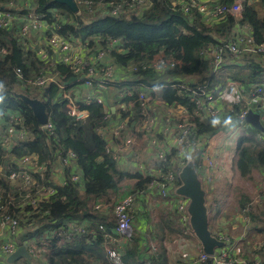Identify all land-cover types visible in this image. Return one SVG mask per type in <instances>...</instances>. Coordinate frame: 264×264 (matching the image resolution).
Masks as SVG:
<instances>
[{
	"label": "trees",
	"instance_id": "trees-1",
	"mask_svg": "<svg viewBox=\"0 0 264 264\" xmlns=\"http://www.w3.org/2000/svg\"><path fill=\"white\" fill-rule=\"evenodd\" d=\"M5 1L7 4L11 0ZM91 1L95 7L99 1L124 0ZM236 1L220 0L227 6H232ZM147 2L150 6L140 17L134 14L105 15L91 11L80 4H77L79 12L74 13L68 6L56 0H36L35 11L45 16L49 24L58 25L59 33L89 41L93 47H96L99 38L103 47L107 46L110 38L122 39V50L125 52H112L113 63L119 68L128 67L131 63L138 64L137 72L131 77L133 80L150 89H154L157 84L162 85V90L153 92V96H159L167 105L178 103L187 107L192 122L196 124L193 135L202 137L205 147L203 149L198 147L193 155H185L184 159L186 163L193 160L197 171L200 172L199 166L204 163L202 152L207 148V139L223 130L225 126L223 123L213 126L212 119L200 120L195 117L190 96L181 90L182 83L188 79L189 87L209 84V89H217L218 86L219 89H223L228 82L235 81L246 87L247 99L251 98L252 85L262 88V93L259 94L262 96L264 95V56H244L239 62L234 61L237 65L225 64L219 74L213 75L210 60L202 52L211 45L231 38L237 24L235 17L228 15L218 22L207 23L196 10L185 12L181 0H147ZM17 11L13 9L12 14H16ZM63 17L66 20L62 24L59 20ZM238 23L249 25L255 41L263 43L264 0H244L242 18ZM17 33L19 34V30L15 25L8 29L0 28V82H3L5 88L3 92L5 99L0 103V109L3 112L8 110L20 112L24 126L20 125L18 129L21 127L25 129L27 140L18 142L8 149L0 146V164L3 166V169L0 167L2 169L0 222L7 216L18 220L19 228L21 227L23 231L21 236L15 237V242L19 246L45 241L42 258L47 264H140L146 260L156 264L160 258H155L153 254H149L146 260L144 259V253L135 235L131 242L123 246L119 258H106L104 252L106 239L100 227L103 226L106 231L113 233L116 218L97 208L98 205L113 207L128 196L134 198L136 195L144 194L151 188L153 178L123 171L114 153L107 152L108 143L98 133L100 127L108 124L102 104L91 102L82 105L83 109L89 112L85 122H75L67 114L59 84L64 85L72 78H76L74 72L70 67L53 60L52 56L48 64L42 61L37 50H33L32 43L29 41L31 44L26 48L27 42L24 44ZM170 57H173L177 63L174 68L166 69L164 72L153 68L155 64L161 65L163 61H169ZM143 63L152 67L144 70L141 66ZM44 69H51L57 73L58 83L35 88L32 93L22 90L21 85L38 76ZM18 70L23 76L22 80L17 76ZM191 77H195V81H192ZM77 83L79 84L72 82L66 89ZM110 86L122 89L126 85L124 82L116 81ZM20 93L39 98L44 102L49 121L56 131L54 138L43 130L30 106L17 96ZM245 106L244 100L233 104V111L241 123L243 122L240 120V112ZM134 111L135 121H140V106L135 105ZM259 134L262 135V139L249 131L237 144L235 169L241 180H252L255 172L264 176V134L261 132ZM58 150L66 152L72 150L78 155L77 164L83 183L70 182L68 179L49 201L38 202L36 205L28 203L20 197L19 188L22 187V181L18 179L13 183L8 179L9 175L20 170L30 172L18 168L17 162L22 158L36 155L39 164H44L54 160ZM174 158H181L177 150H173L169 155V163L163 164L165 172L170 166L173 167L171 161ZM33 176L40 181V184H44L39 174ZM127 181L132 185L125 189L122 185ZM45 184L52 185L49 175ZM176 185H180L178 177ZM23 192L27 191L24 189ZM164 200L173 208L170 198ZM238 203L240 211L245 210L243 213L250 216L248 224L264 232V227L259 225L262 222L260 217L250 211L252 207L247 208L251 203L249 197L243 194L240 198L238 196ZM74 225L85 227L87 233L68 239L67 233ZM210 229L213 231L211 227ZM93 231L95 234H88ZM220 233L223 232L218 231L214 235L220 238ZM255 254L264 259V246H261ZM252 259L254 257L248 258V264L253 263Z\"/></svg>",
	"mask_w": 264,
	"mask_h": 264
},
{
	"label": "built area",
	"instance_id": "built-area-1",
	"mask_svg": "<svg viewBox=\"0 0 264 264\" xmlns=\"http://www.w3.org/2000/svg\"><path fill=\"white\" fill-rule=\"evenodd\" d=\"M77 4L85 6L91 11H96L101 14H109L112 16L134 14L142 16L143 13L149 8L150 4L147 0H127L117 2H103L99 1L95 7L91 0H76ZM244 0H237L232 6L224 5L220 0H181L182 9L185 12L196 10L200 13L207 23H215L224 17L231 15L237 20L236 28L232 36L227 41H220L218 44L211 45L206 49L205 54L211 65V72L213 75L220 73L222 67L226 64L227 58L240 61L242 57L247 55H262L264 56V42L257 43L252 34V29L247 24H240L238 21L242 18ZM17 8L14 0L9 1L4 6H0V28L8 29L11 26H17L19 30V38L26 44L28 38L33 39V36H40V41L43 47L39 50V57L42 61L48 64V60L52 56L53 60H57L74 72L76 76L75 82H81L84 86L91 89L92 92L86 98L81 100L74 99L67 91L68 85L59 84L65 99V110L67 114L75 122H85L89 117V112L83 109V104H90L91 102H98L104 107L105 100L101 96L100 89L102 87H110L116 82L117 77H121L120 82H124L126 86L122 88V96L125 101L124 107L121 111L129 113V116L122 118L121 121L115 126L114 136L123 142V146L133 148L136 143V134L143 133L147 137V149L149 150L151 162L142 164L139 162L138 168L144 175L153 178L151 188H156L160 196L168 199L170 198L176 211L179 214L180 221L184 226L186 234H193L190 226V216L188 213V203L186 198L178 196L175 193L177 188L176 181L179 171L186 164L184 156L193 155L195 150L203 149L205 143L202 137H195L193 132L196 130V124L191 120V114L187 107L178 103L168 105V111L165 114L164 123L161 125L159 114L153 108L155 102L153 92L142 83L133 80L131 77L137 72L138 64L131 63L128 67L119 68L113 63L111 53L118 52L124 53L122 50V39H108L107 46H102V40L99 38L96 47H93L89 41H83L78 37L70 34H61L57 30L58 25H51L46 20V17L37 13L34 9L29 8L25 14L16 17L12 14V10ZM63 24L62 18L59 20ZM56 26V27H54ZM31 47V46H30ZM33 47V46H32ZM176 61L170 57L169 61H163L161 65L155 64L153 68L161 71L171 69L176 66ZM142 68L146 70L152 67L143 63ZM17 76L22 80L23 76L20 70L17 71ZM59 77L51 69H44L40 74L27 82L21 87L24 91L32 93L35 88H44L51 83H58ZM181 90L190 96V102L194 105L193 114L200 120L208 118L221 117L222 110L219 106L221 97H238L244 99L245 89L239 82L230 81L223 89H219V95H215L210 89L209 84L198 85L196 87H189L187 83H182ZM262 93V88H257L252 93L251 99H244L246 104L245 108L240 112V120L244 122L248 113L256 108V102L259 99L260 109L263 111L261 114V121L264 126V96H259ZM137 97V98H136ZM39 99V98H38ZM41 100V99H40ZM135 105L140 106L141 113L140 121L135 120ZM257 109V108H256ZM105 119L110 122V115L105 111ZM13 124H10L3 135L0 136V146L6 149L15 145L18 142L26 141V132L23 127L18 129V126H24L23 119L15 118ZM108 125V124H107ZM106 125V126H107ZM106 126L100 127L98 133L105 138ZM159 126H162V136L164 141L159 138ZM47 134L54 138L56 135L53 124L48 121L45 126H42ZM164 143V145H162ZM173 150H177L181 158L172 159L173 167L165 172L163 164L169 163L168 157ZM107 152L113 153V148L107 144ZM57 158L66 168L71 163H77L78 155L70 151L58 150ZM202 158L208 162V166L214 165L210 159V154L207 148L202 152ZM50 164V163H49ZM19 166H28L30 172L20 170L13 172L9 175L8 179L15 182L20 179L22 187L20 190V197L32 205L38 202L49 201L57 191L53 186L46 185L47 182V166L43 165L37 168L33 157L26 156L17 162ZM0 172L1 169H0ZM39 174L41 181L33 176ZM68 180V179H67ZM67 180H64L63 186ZM70 182L83 183L82 175L76 174L69 177ZM27 192H23V190ZM263 201V200H261ZM134 202L132 196H128L122 201L118 202L115 206L108 205L97 206L102 212L110 211L116 218V227L113 233H109L103 226L100 230L106 238L104 245L105 257L108 259L119 258L117 248L127 245L134 237L133 216L131 213V206ZM72 230L67 233V238H73L78 234H86V228L82 226H72ZM19 230V222L16 219L5 217L0 222V253L6 258L13 254L19 245L15 242L17 231ZM5 231L8 232V237H4ZM88 234H95L94 231ZM220 239L224 242V247L217 250L215 256L207 255L201 246L199 256L190 261L188 264H248L240 257H238V245L229 238L221 234ZM28 251L33 257L42 258L45 252V241L39 243L30 242L27 245ZM263 246V245H261ZM260 246L255 248L254 254L259 250ZM151 250L155 255H158V249L152 247ZM140 264H149L148 262H141ZM252 264H264V259L254 255Z\"/></svg>",
	"mask_w": 264,
	"mask_h": 264
},
{
	"label": "crops",
	"instance_id": "crops-1",
	"mask_svg": "<svg viewBox=\"0 0 264 264\" xmlns=\"http://www.w3.org/2000/svg\"><path fill=\"white\" fill-rule=\"evenodd\" d=\"M0 2V6H4L6 3L5 0H0ZM15 2L17 4L16 10L18 11L14 16L25 14L29 8L34 10L36 8V0H15ZM33 38H35L32 40L34 44L37 45V43H40L43 45L42 41H40L39 35L36 37L33 36ZM39 52L40 51L37 53ZM234 61L236 60L227 59L226 66L229 63L237 65ZM120 79L121 77H117V82H119ZM190 79L195 81L196 78L191 77ZM187 81L188 79H186L184 83H187ZM102 88L103 89H100L101 96L106 102L104 110L110 115V122H108V125L106 126L105 139L113 148V153L123 171L135 172L145 176L138 168V165L139 162L142 164H148L151 162L149 150L147 149V137L143 133L136 134V143L133 145V148L123 146V142L114 136L113 131L122 118L129 116V113L121 111V108L124 107L123 104L125 101L128 103V100L123 98L121 94L122 89H115L111 86ZM243 88L245 89L244 99L247 100L245 97L246 87L243 86ZM256 88H258V86L252 85V93ZM210 90L215 93V95H219V86L217 89L212 88ZM67 91L74 99L81 101L92 92L91 89L84 86L81 82L70 86ZM220 97L221 100L219 106L223 112L220 121L225 128L207 139V152H209L210 159L213 161L214 165L209 167L208 162L204 160L203 165L199 166L200 172L198 173L203 183V188L206 190V205L209 212L210 227L212 229L214 228V232H223L225 229L231 232V234L234 232L236 238H233V241L239 247L238 257L247 262L248 258L254 257L255 248L259 246L261 247V245L264 246V243L257 244L262 242L261 239L262 236H264V232L254 229L253 226L251 228L250 225L246 226L243 215L241 214L242 211L237 212L236 203H231V199L234 197L233 187L235 180L239 177L235 169V160L237 157L236 149L240 138L247 135L249 131L254 132L259 139H262V135L259 134V130L250 125L247 121L241 123L238 116L233 111V104H237L239 100L244 99L238 97H226L225 95ZM154 100L153 108L159 114V119L162 125L165 120V114L168 111V105L157 95L154 96ZM256 108L252 111L260 114L261 120V114L263 111L260 109L259 99L256 102ZM18 117H21L19 111L8 110L3 112L0 109V136L4 134L6 128L10 124L14 123V119ZM228 118L231 119V123L225 125L224 121ZM158 134L159 138L164 141V137L162 136V126H159ZM162 145H164V143H162ZM33 161L37 168H40L43 165L47 166V175H49L52 182L51 186H53L56 191L63 187L64 180L69 179L72 175L81 174L77 163H71L65 168L57 158V153L54 156V160L47 161L44 164H39L36 155L33 157ZM0 167L3 169L1 164ZM18 168L30 171L28 166L18 165ZM129 183L132 185L131 182ZM231 183H233V185H230ZM164 199L165 198L160 196V193L156 188H150L144 194L134 197V202L131 206L134 235L141 246V251L144 253L142 254L145 260L149 254H153L155 258H160L156 264H188L199 256V246H201V244L194 234L185 233L184 226L180 221L179 214L175 210L174 205L173 208L170 207L168 201H165ZM103 213L109 216H114L110 211ZM37 228L38 227H36V229ZM112 230L114 232L115 227ZM22 234L23 231L20 227L16 234L17 238ZM220 234L224 235V233ZM4 237H8V232L5 231ZM257 237L258 239H256ZM259 239L260 241H258ZM152 247H157L158 255L153 253L151 250ZM122 249L123 246L117 248L119 257L121 256ZM241 250H246V252ZM6 260L7 258L0 253V264H9ZM27 262H29V264H47L43 258H36L33 256L31 259H22L14 264H28Z\"/></svg>",
	"mask_w": 264,
	"mask_h": 264
},
{
	"label": "water",
	"instance_id": "water-1",
	"mask_svg": "<svg viewBox=\"0 0 264 264\" xmlns=\"http://www.w3.org/2000/svg\"><path fill=\"white\" fill-rule=\"evenodd\" d=\"M61 4H65L74 13L79 12V7L76 0H56ZM76 78H72L65 85H71ZM17 96L30 106L33 115L41 126H45L49 117L46 112L44 102L38 98H32L26 94L20 93ZM246 121L254 126L257 130L264 133V126L260 120V114L250 111L246 117ZM11 152V149H9ZM178 178L180 185L176 188L175 193L178 196L186 198L188 203V213L190 216V226L193 234L201 244L203 251L210 256H215L217 250L224 247V242L216 237L210 229L209 212L206 205V190L203 188V183L199 173L195 167L193 160H190L180 170ZM32 255L27 247L22 245L10 256L7 257L9 264H14L22 259H31Z\"/></svg>",
	"mask_w": 264,
	"mask_h": 264
},
{
	"label": "rangeland",
	"instance_id": "rangeland-1",
	"mask_svg": "<svg viewBox=\"0 0 264 264\" xmlns=\"http://www.w3.org/2000/svg\"><path fill=\"white\" fill-rule=\"evenodd\" d=\"M62 20L65 21L66 19L63 17ZM12 35H14V33H12ZM33 39H35V38H33ZM33 39L28 38V41H27L28 46H26V48L29 47V44L32 43L31 45L33 46V50H37V52H38L40 50V48L43 47V45L40 44V43H37V45L34 44L33 41H32ZM39 46H41V47H39ZM181 62H183V61L181 60ZM253 177L254 178L252 180H241L239 177H237V179L235 180L234 187H233L234 197H232L231 203H233V204L236 203L237 212H240V206L238 205V196H239V198H240V196L242 194L248 196L250 201H251V203H250V205L247 208L250 209L252 207L250 209V211L252 213H254L256 216L260 217V220L262 222L259 223V225L261 227H264V201H261V200H264V176L261 175L258 172H255ZM230 185H233V183H231ZM122 186L125 189H127L131 185H130L129 181H127V182L123 183ZM136 197H138V195H136ZM236 197H237V199H236ZM244 211L245 210H242L241 214L243 215L245 225L249 226L248 223L250 221V219H249L250 216H247L246 213H243ZM251 227L252 226H250V228ZM244 231H245V228H244ZM244 231H241V232H244ZM212 233L213 234L217 233V232H214V228H213ZM223 233H224V236H227L229 238H236L235 235H234V232H233V234H231V232H229L227 229L223 230ZM256 239H258V237ZM261 240H262V242H259L257 244L264 243L263 242L264 241V236H262ZM258 241H260V239ZM241 251L246 252V250H241ZM250 252H251V250H250ZM146 262L151 264V262L148 261V260H146Z\"/></svg>",
	"mask_w": 264,
	"mask_h": 264
},
{
	"label": "clouds",
	"instance_id": "clouds-1",
	"mask_svg": "<svg viewBox=\"0 0 264 264\" xmlns=\"http://www.w3.org/2000/svg\"><path fill=\"white\" fill-rule=\"evenodd\" d=\"M154 90L155 91H160V90H162V85H159V84H157V85H155L154 86ZM5 91V88H4V84H3V82H0V103H3V101H4V99H5V97H4V95H3V92ZM246 121V120H245ZM244 121V122H245ZM221 123V121H220V118L219 117H214L213 119H212V124H213V126H215V125H217V124H220ZM229 123H231V119L230 118H228V119H226L225 121H224V124L225 125H228ZM187 164V163H186ZM180 172V171H179ZM178 175H179V173H178ZM178 187V186H177Z\"/></svg>",
	"mask_w": 264,
	"mask_h": 264
}]
</instances>
